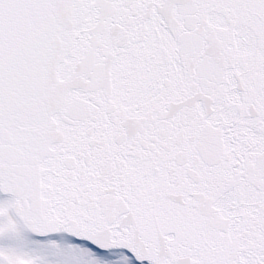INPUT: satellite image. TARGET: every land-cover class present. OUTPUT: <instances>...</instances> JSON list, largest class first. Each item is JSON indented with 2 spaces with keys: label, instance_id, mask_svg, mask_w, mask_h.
Masks as SVG:
<instances>
[{
  "label": "snow or ice",
  "instance_id": "obj_1",
  "mask_svg": "<svg viewBox=\"0 0 264 264\" xmlns=\"http://www.w3.org/2000/svg\"><path fill=\"white\" fill-rule=\"evenodd\" d=\"M0 264H264V0H0Z\"/></svg>",
  "mask_w": 264,
  "mask_h": 264
}]
</instances>
